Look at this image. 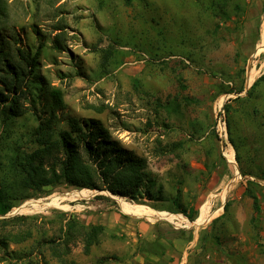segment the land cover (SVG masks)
<instances>
[{"label": "rangeland", "instance_id": "rangeland-1", "mask_svg": "<svg viewBox=\"0 0 264 264\" xmlns=\"http://www.w3.org/2000/svg\"><path fill=\"white\" fill-rule=\"evenodd\" d=\"M0 6L2 33L32 52L39 48L37 72L63 100L56 112L99 120L146 158L158 196L111 202L94 198L106 192L80 198L81 190L66 185L35 193L12 184L16 199L0 216V240L25 230L32 237L0 244V264H264V0H0ZM56 24L64 27L62 52L50 47ZM36 125L32 111L0 118V183L14 180L10 160L34 148ZM64 194L66 200L53 197ZM174 198L186 213L167 211ZM120 201L140 205L148 217L123 213ZM62 214L105 224L101 243L87 255L76 244L68 255L53 256L46 241L64 237Z\"/></svg>", "mask_w": 264, "mask_h": 264}, {"label": "trees", "instance_id": "trees-1", "mask_svg": "<svg viewBox=\"0 0 264 264\" xmlns=\"http://www.w3.org/2000/svg\"><path fill=\"white\" fill-rule=\"evenodd\" d=\"M3 16L5 10L0 6V17ZM51 30L50 47L58 52L65 51L64 27L56 24ZM39 55V48L32 52L0 29L1 121L19 118L28 111L37 115V125L30 133L34 148L10 160L9 171L14 172V180L3 179L0 183V216L6 215L14 207L13 200L16 198L10 196L12 184L16 185L19 192L36 193L47 187L66 185L81 190L78 192L80 198L92 190L108 193L109 197L98 194L94 198L109 199L111 202H114L115 197L135 203L144 199L156 200L158 196H153L151 191L154 180L147 170L146 158L127 150L99 120L72 116L62 118L56 112L57 108L63 106L61 93L49 88L37 72ZM37 105L41 106V110ZM228 107L225 105L224 109ZM53 197L60 201L67 199L65 194ZM250 197L254 201V210L258 211L255 196L251 194ZM119 204L123 213L138 218L148 217L140 205L122 201ZM228 204L225 203L224 211ZM167 211L186 213L177 198H174ZM62 215L59 227L64 237L46 241L53 256L68 255L76 244H81L87 255L93 246L101 243L105 232L103 225L86 224L74 216L64 218ZM193 218L189 216L190 221ZM0 223L5 225L4 220H0ZM31 237V230L15 234L9 232L0 240V244L6 248L8 243H22Z\"/></svg>", "mask_w": 264, "mask_h": 264}, {"label": "crops", "instance_id": "crops-1", "mask_svg": "<svg viewBox=\"0 0 264 264\" xmlns=\"http://www.w3.org/2000/svg\"><path fill=\"white\" fill-rule=\"evenodd\" d=\"M121 220V219H120ZM117 221H119V219H117ZM120 222V221H119ZM101 225H103L104 227H105V224H101Z\"/></svg>", "mask_w": 264, "mask_h": 264}, {"label": "built area", "instance_id": "built-area-1", "mask_svg": "<svg viewBox=\"0 0 264 264\" xmlns=\"http://www.w3.org/2000/svg\"><path fill=\"white\" fill-rule=\"evenodd\" d=\"M220 131V130H219ZM220 132H222L223 134H224V132H223V130H221ZM179 216V215H178ZM181 217V216H180ZM178 219V218H177Z\"/></svg>", "mask_w": 264, "mask_h": 264}]
</instances>
